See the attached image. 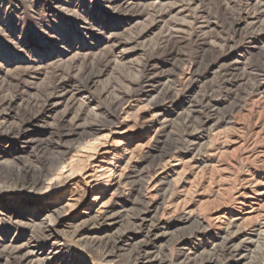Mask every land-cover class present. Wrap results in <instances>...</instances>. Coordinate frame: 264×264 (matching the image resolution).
Instances as JSON below:
<instances>
[{
    "label": "rangeland",
    "instance_id": "rangeland-1",
    "mask_svg": "<svg viewBox=\"0 0 264 264\" xmlns=\"http://www.w3.org/2000/svg\"><path fill=\"white\" fill-rule=\"evenodd\" d=\"M25 180L0 264H264V0H0V184Z\"/></svg>",
    "mask_w": 264,
    "mask_h": 264
},
{
    "label": "bare ground",
    "instance_id": "bare-ground-1",
    "mask_svg": "<svg viewBox=\"0 0 264 264\" xmlns=\"http://www.w3.org/2000/svg\"><path fill=\"white\" fill-rule=\"evenodd\" d=\"M4 162V161H3ZM63 163V162H62ZM4 164V163H3ZM61 164V163H60ZM9 165V163H8ZM68 166H70V164H67V165H61L60 168L57 171V174L55 175V177L57 176H63L64 173H67L65 175V177L67 178H72L74 177V170L73 169H70L68 168ZM59 167V166H58ZM20 170H19V169ZM25 168L26 167H17L16 169V174H20L21 173H25ZM68 168V169H67ZM66 169V170H65ZM81 171H83V169H79ZM19 171V172H18ZM55 171V170H54ZM100 171H103V170H100ZM78 175H80L78 173ZM84 176V179L88 180L86 183L89 184V181H93L92 178L95 177L94 174H92L91 172L89 171H86L85 174L83 175ZM48 177V176H46ZM43 179V178H42ZM54 179V177H51V178H48V180L51 182L52 180ZM17 181V180H16ZM45 181V180H44ZM56 181V180H55ZM50 182H48L50 184ZM54 182V181H53ZM40 183V184H39ZM42 184V185H41ZM40 185V187H39ZM18 186H20V189L18 190H22V189H26L27 192L29 191H34L33 194H32V197L31 199H23L22 200V204L23 206L25 207L26 210H36L37 211V208L39 206H41V203L40 204H37V202L39 201V198L41 197V193L39 191H41V189H43L45 186H43V181L41 180H30V181H27L25 180L22 185L21 184H13L12 186L10 185H6V184H0V209L6 211V210H12V208L10 207V204H11V201L8 200L7 196L9 193L11 194H14L16 190H14L15 188L17 189ZM9 188L10 191H9ZM47 188V187H45ZM24 191V190H23ZM14 192V193H13ZM44 194V193H43ZM27 196V195H25ZM13 198V197H12ZM52 202V201H51ZM51 212V211H50ZM42 212L39 211L37 212V214L35 213V216L36 217H39L40 214ZM85 212L84 210H80L78 211V214L79 215H83ZM65 214V215H63ZM34 215V214H33ZM67 217V213H59L57 214L54 218L51 217V215L49 216H46L39 224H35V225H32V227L34 228L33 231L34 232H42V233H46L47 236L51 237V238H54L55 237V229H56V226L62 221L63 217ZM30 248L32 246H29ZM34 248V247H32ZM30 255L34 254L35 252H33L32 250L28 252ZM142 255V254H141ZM22 262V261H21Z\"/></svg>",
    "mask_w": 264,
    "mask_h": 264
}]
</instances>
